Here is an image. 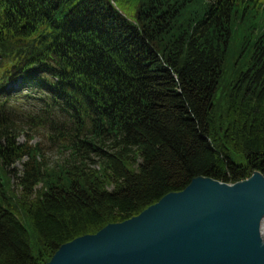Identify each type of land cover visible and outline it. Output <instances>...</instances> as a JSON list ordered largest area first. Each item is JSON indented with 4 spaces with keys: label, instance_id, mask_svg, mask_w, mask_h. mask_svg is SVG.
Listing matches in <instances>:
<instances>
[{
    "label": "trees",
    "instance_id": "16d2710c",
    "mask_svg": "<svg viewBox=\"0 0 264 264\" xmlns=\"http://www.w3.org/2000/svg\"><path fill=\"white\" fill-rule=\"evenodd\" d=\"M255 170L264 0H0V264Z\"/></svg>",
    "mask_w": 264,
    "mask_h": 264
},
{
    "label": "water",
    "instance_id": "95a60500",
    "mask_svg": "<svg viewBox=\"0 0 264 264\" xmlns=\"http://www.w3.org/2000/svg\"><path fill=\"white\" fill-rule=\"evenodd\" d=\"M43 264H264V174L234 183L197 176Z\"/></svg>",
    "mask_w": 264,
    "mask_h": 264
},
{
    "label": "rangeland",
    "instance_id": "374dc122",
    "mask_svg": "<svg viewBox=\"0 0 264 264\" xmlns=\"http://www.w3.org/2000/svg\"><path fill=\"white\" fill-rule=\"evenodd\" d=\"M30 133L33 134L32 132ZM26 138L27 136L22 135L19 139L20 141H24ZM33 142L42 143V147L45 148V159L50 165H55L57 161L63 160L64 157L68 156V153H63L54 147H49V141L44 137L43 133H35ZM17 167L22 169L21 163H18ZM14 182H16V179H14Z\"/></svg>",
    "mask_w": 264,
    "mask_h": 264
}]
</instances>
